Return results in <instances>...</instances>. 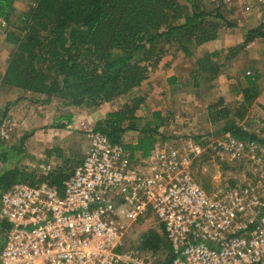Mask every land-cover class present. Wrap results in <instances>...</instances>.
I'll return each instance as SVG.
<instances>
[{
	"label": "built area",
	"instance_id": "built-area-1",
	"mask_svg": "<svg viewBox=\"0 0 264 264\" xmlns=\"http://www.w3.org/2000/svg\"><path fill=\"white\" fill-rule=\"evenodd\" d=\"M5 130L0 116V140ZM85 137L61 190L0 186V264H157L139 242L126 243L148 219L170 245L169 264H264V167L254 184L209 194L190 169L207 146L167 152L158 142L149 157L131 158L97 131ZM229 140V153L261 147Z\"/></svg>",
	"mask_w": 264,
	"mask_h": 264
},
{
	"label": "trees",
	"instance_id": "trees-1",
	"mask_svg": "<svg viewBox=\"0 0 264 264\" xmlns=\"http://www.w3.org/2000/svg\"><path fill=\"white\" fill-rule=\"evenodd\" d=\"M181 1L29 0L25 12L16 17L15 0H0V32L4 43L13 47L1 86L30 93L35 102L46 105L57 99L59 108L67 110L96 109L111 103L147 79L149 68L161 60L167 45L191 56L193 47L215 40L222 28L234 27L226 20L223 0L208 8L199 0ZM256 38H264V25L247 30L241 45L227 49V58L232 59ZM219 54L211 53L197 61L193 73L195 87H198L197 76L207 73L209 80L217 77L223 65L213 61ZM176 80L175 76L167 78L169 85L176 84ZM260 89L255 72L243 75L237 91L240 102L228 107L223 98H218L208 108L209 121L220 123V131L237 142L264 147V120L257 132L248 131L238 120L260 95ZM133 104L110 110L95 123L93 130L112 144L122 146L131 158L136 155L147 158L159 142L161 114L153 113L151 121H145L137 129V122L143 118L136 114L139 103ZM68 112L60 119L70 125L73 119ZM67 125L57 124L53 128L64 129ZM129 131H136L137 137L134 142L125 143L123 137ZM25 142L26 137H22L21 148L17 149L23 155ZM51 154L46 152L47 156ZM0 161L2 189L22 182L31 186L46 183L58 190L80 162L72 170L28 173L17 166H8L1 141ZM139 247L152 253L157 264H169L171 260L170 245L154 229L141 235ZM164 251L166 259L158 261L157 257Z\"/></svg>",
	"mask_w": 264,
	"mask_h": 264
},
{
	"label": "rangeland",
	"instance_id": "rangeland-1",
	"mask_svg": "<svg viewBox=\"0 0 264 264\" xmlns=\"http://www.w3.org/2000/svg\"><path fill=\"white\" fill-rule=\"evenodd\" d=\"M199 2L203 7L208 8L212 4H217L218 0H199ZM28 3L29 0H15L14 15L18 17L25 12ZM224 15L234 27L220 29L211 45L208 42L193 47L191 56L183 55L176 46L167 45L164 47L165 53L161 60L154 67L149 68L147 79L124 95L115 97L111 103H105L96 109L67 110L59 108L60 102L52 99L46 111L41 110V107L34 111L30 110L27 116L29 118H23L20 123L5 119L7 138L0 141L5 148L8 166H17L36 175L72 170L77 161L83 157L87 131L93 130L95 123L110 110L118 109L127 103H134L133 105L139 103L140 107L136 114L143 120L137 122V129H140L145 121H151L153 113L161 114L160 122L163 126L159 128L157 135L160 149L176 152L183 146L188 152L193 143L209 148L192 159L190 166L194 178L206 192L213 194L218 189H227L232 185L254 184L264 167V154L260 157L262 147L254 148L252 153L244 149L238 151L232 149L231 153L226 151L230 140L227 134L220 131L222 127L220 123L212 124L209 121L208 108L216 103L218 98H223L224 104L228 107L240 102L241 95L237 94L238 83L242 82L243 75L255 72L261 93L252 105L244 113L242 112L243 116L238 120L250 132H257L260 129L261 121L264 120L262 110L264 38H256L232 59L227 58V49L241 45L247 30L264 25V0H229L226 2ZM15 20L16 18L13 19ZM1 27H4L3 23ZM3 38L0 32V69L7 64L13 52V47L5 44ZM215 52L220 54L213 62L223 65L217 77L209 80L207 73H204L203 77L197 76L198 87H195L193 73L197 68V61ZM171 76L177 78L174 85H169L167 82V78ZM32 100L33 97L30 98V101ZM67 111H70L68 113H71L73 119L70 125L60 119ZM57 124L67 126L64 129L53 128ZM22 137H26L25 145L22 147L24 155L17 151L21 148ZM136 137V131H129L124 135L123 140L125 143H130L134 142ZM47 151H51L52 154L47 156ZM232 153H238V159L232 158ZM253 159L255 160L252 161ZM1 169L0 161V171ZM253 171L257 172L253 174ZM153 225V221L148 219L136 226L126 243L136 246L141 235L152 229ZM166 254V251L160 253L157 257L158 261H164Z\"/></svg>",
	"mask_w": 264,
	"mask_h": 264
},
{
	"label": "crops",
	"instance_id": "crops-1",
	"mask_svg": "<svg viewBox=\"0 0 264 264\" xmlns=\"http://www.w3.org/2000/svg\"><path fill=\"white\" fill-rule=\"evenodd\" d=\"M223 1L226 3L229 0ZM211 44L212 41L209 42V45ZM6 65L7 64L4 65L5 68ZM4 67L3 69H5ZM29 94L30 93L17 91L12 88H5L0 85V116H4L5 119H8L11 122L16 121L20 123L23 118L29 116L30 110L34 111V109H37L38 107H41V110H47L46 104L38 103L34 100L30 101L32 96H29Z\"/></svg>",
	"mask_w": 264,
	"mask_h": 264
}]
</instances>
